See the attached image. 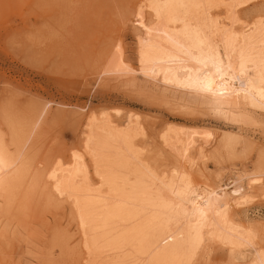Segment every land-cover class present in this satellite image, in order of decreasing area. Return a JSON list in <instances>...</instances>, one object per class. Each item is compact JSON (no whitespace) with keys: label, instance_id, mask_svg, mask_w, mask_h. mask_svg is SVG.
I'll list each match as a JSON object with an SVG mask.
<instances>
[{"label":"bare ground","instance_id":"6f19581e","mask_svg":"<svg viewBox=\"0 0 264 264\" xmlns=\"http://www.w3.org/2000/svg\"><path fill=\"white\" fill-rule=\"evenodd\" d=\"M222 1L233 2L136 0L133 6L145 33L143 53L158 69L154 79L190 93L199 104L231 116H242L246 110L264 113V11L251 20L243 19V9L222 15L218 10ZM263 4L264 0L254 1V6ZM92 120L97 122L86 135L84 148L95 170L93 182L80 186L74 181L64 199L55 200L58 205L65 201L66 211L53 227L59 231L66 226L70 235H60L61 230L55 236L51 230V238L66 264H212L219 252L222 261L214 259V264H264V219H241L236 214L255 197H264V165L248 171L219 164L209 170L202 163L210 153L222 164L235 158L233 133H200L205 140L197 145L195 157V137L170 124L159 135L160 163L155 155L145 156L144 148L137 149L138 121L119 128L115 121L97 116ZM212 138L216 143L210 146ZM1 145L0 156L8 145L0 133ZM7 158L0 157V173H5L0 185L11 188L17 184L14 179L22 184L27 177L22 180L20 173H9L14 160L5 162ZM2 188L0 193L10 198L12 192ZM30 190L24 196L28 203L33 200ZM49 192L47 196L54 197Z\"/></svg>","mask_w":264,"mask_h":264},{"label":"rangeland","instance_id":"374dc122","mask_svg":"<svg viewBox=\"0 0 264 264\" xmlns=\"http://www.w3.org/2000/svg\"><path fill=\"white\" fill-rule=\"evenodd\" d=\"M135 1L0 0V133L8 142L1 156L9 155L5 162L14 160L9 173H20L22 180L27 177L22 184L14 179L17 184L11 188L0 185L12 192L11 199L0 193V264H66L61 248L52 239L58 231L54 223L66 211L65 201H60V206L57 202L67 195L70 183L81 186L93 182L95 170L84 148L97 122L93 116L112 124L115 121L119 128L138 121L141 134L136 137L140 141L137 149L144 148L145 156L155 155L160 163L159 135L173 124L195 137V157L197 145L205 140L200 133L230 132L236 136L237 160L231 158L222 164L209 151L202 160L209 170L224 165L252 171L256 165H264L263 112L246 110L242 116L250 117L247 122L245 117L199 104L190 93L153 78L158 69L143 53L145 33ZM254 1H222L218 10L227 15L229 10L243 9V19L251 20L264 11V4L254 6ZM46 102L42 115L38 114ZM210 143L216 142L212 138ZM4 175V171L0 173V184L5 183ZM225 179L231 180L230 173ZM29 190L34 204L24 198ZM49 190L54 197L47 196ZM253 201L236 211L241 219H264V197ZM63 227L60 235L66 231ZM214 259L221 262L222 254L214 255L215 263Z\"/></svg>","mask_w":264,"mask_h":264}]
</instances>
